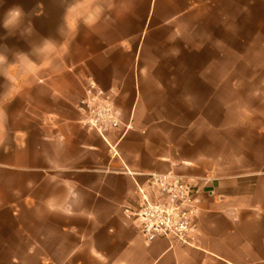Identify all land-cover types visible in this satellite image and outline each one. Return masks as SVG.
I'll return each mask as SVG.
<instances>
[{
	"label": "crops",
	"instance_id": "0c3cea01",
	"mask_svg": "<svg viewBox=\"0 0 264 264\" xmlns=\"http://www.w3.org/2000/svg\"><path fill=\"white\" fill-rule=\"evenodd\" d=\"M53 4L0 63V264H264V0ZM88 78L122 113L104 137ZM169 171L199 188L191 246L123 212Z\"/></svg>",
	"mask_w": 264,
	"mask_h": 264
},
{
	"label": "built area",
	"instance_id": "2783aa9c",
	"mask_svg": "<svg viewBox=\"0 0 264 264\" xmlns=\"http://www.w3.org/2000/svg\"><path fill=\"white\" fill-rule=\"evenodd\" d=\"M77 110L82 127L94 130L102 137L122 125L121 110L92 78L87 80ZM126 127L131 128V125ZM110 150L116 154L111 145ZM136 192L134 205L124 207L123 212L126 217L134 219L145 242L165 238L182 245H194L199 193L196 184L173 171L149 173L143 184H136Z\"/></svg>",
	"mask_w": 264,
	"mask_h": 264
},
{
	"label": "rangeland",
	"instance_id": "374dc122",
	"mask_svg": "<svg viewBox=\"0 0 264 264\" xmlns=\"http://www.w3.org/2000/svg\"><path fill=\"white\" fill-rule=\"evenodd\" d=\"M45 1L47 8H35L38 2ZM54 0H0V52H4L8 57L18 50H24L28 47L31 29L28 26L29 20L35 23L36 32L42 33L50 28L49 23L54 22L60 15V10L54 6ZM52 3V4H51ZM20 6L25 12L23 24L15 32L9 34L2 26V21L7 10L13 6ZM22 31L30 32V34H22ZM21 39V42L19 41ZM259 62L264 59V50H261Z\"/></svg>",
	"mask_w": 264,
	"mask_h": 264
},
{
	"label": "clouds",
	"instance_id": "9594fccd",
	"mask_svg": "<svg viewBox=\"0 0 264 264\" xmlns=\"http://www.w3.org/2000/svg\"><path fill=\"white\" fill-rule=\"evenodd\" d=\"M25 19V12L20 6H13L7 10L4 15L2 26L5 30L8 31L9 34L15 32L17 29L21 27ZM31 29V25H28ZM22 34H30V32L22 31ZM47 41V40H45ZM44 43V42H43ZM42 45L38 47H42ZM7 61V55L0 53V63Z\"/></svg>",
	"mask_w": 264,
	"mask_h": 264
}]
</instances>
